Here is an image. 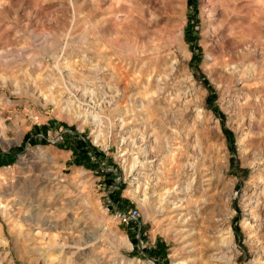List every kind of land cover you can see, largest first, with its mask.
<instances>
[{"label": "rangeland", "instance_id": "obj_1", "mask_svg": "<svg viewBox=\"0 0 264 264\" xmlns=\"http://www.w3.org/2000/svg\"><path fill=\"white\" fill-rule=\"evenodd\" d=\"M1 152L0 264H264V0H0Z\"/></svg>", "mask_w": 264, "mask_h": 264}, {"label": "bare ground", "instance_id": "obj_2", "mask_svg": "<svg viewBox=\"0 0 264 264\" xmlns=\"http://www.w3.org/2000/svg\"><path fill=\"white\" fill-rule=\"evenodd\" d=\"M47 99H49V95H47ZM55 100H57V98H54ZM144 148V146L141 147V149ZM147 148V147H146ZM41 149V148H40ZM36 153H34L33 155H31L30 157H22L20 160V165H22V169L23 170H27L28 175L27 177H29V179L32 180H41V181H45L47 184L46 185H54L55 181L57 180L58 176L57 174L54 173V171L50 170V168L48 167V165H45L46 161H49L50 158H48L45 154L46 151L40 150ZM145 149V148H144ZM146 150V149H145ZM141 154V153H140ZM143 155V154H142ZM151 157V156H150ZM152 158V157H151ZM149 159L148 155H143V160L140 162L139 165V170H143V169H147L149 167V165L153 166L154 165V160L153 159ZM148 171V170H147ZM185 172V171H184ZM155 174V173H154ZM151 178V177H150ZM206 181V180H205ZM43 183V182H42ZM174 183V182H173ZM57 184V182H56ZM174 184H178V182H175ZM187 184V183H186ZM189 185V184H188ZM203 185V184H202ZM163 186V185H162ZM174 186V185H173ZM173 186H167L165 185V187L163 188V191H161L160 193H158L156 196V202H157V206H156V211L159 215H162L166 212L171 213L170 215L175 217V216H183L184 215V221H188L189 219L186 218V215L183 214L182 212H184L185 210H188V214H193V208L191 206L193 198L191 197V192L192 189H190V186H187L181 182H179L178 184V188H174ZM177 186V185H176ZM59 187V186H58ZM138 187H140V185H138ZM160 187V186H159ZM159 189V188H158ZM204 189V188H203ZM215 189V188H214ZM202 191V190H201ZM204 191V190H203ZM210 193V192H208ZM207 193V195H208ZM63 193H61V191H59L56 189L53 196L55 195V198H60L61 196L64 197V195H62ZM200 194V193H199ZM197 195V194H196ZM155 196V197H156ZM195 197V196H194ZM204 197V196H203ZM54 198V197H52ZM75 201V200H74ZM73 200H70V203L74 204ZM201 204V203H200ZM196 205V204H195ZM185 207V208H184ZM183 209V210H182ZM198 210V209H197ZM203 214V213H202ZM57 216V215H56ZM191 216H196L195 214L191 215ZM197 217V216H196ZM176 218V217H175ZM54 222H50V221H46L44 222V226L46 225L47 228H52L55 225H53ZM57 224V223H56ZM76 224H75V229H76ZM195 230V229H194ZM81 231V230H80ZM191 231V230H190ZM200 231H203V227H200ZM83 232V231H82ZM85 232V231H84ZM90 232V231H89ZM88 232V233H89ZM87 233V234H88ZM201 235V234H200ZM226 235V234H225ZM88 237L90 236L87 235ZM198 234L195 235V238H198ZM203 237V236H202ZM201 239V237H200ZM94 240V239H93ZM213 240V239H212ZM223 240V239H222ZM226 240V239H225ZM232 240V239H231ZM230 240V241H231ZM225 242V241H224ZM223 242V243H224ZM211 243V242H209ZM218 243V242H217ZM221 244V243H220ZM83 245V244H82ZM202 248H203V243L201 244ZM217 250L219 249H223L224 247H222L221 245H217ZM206 247V246H205ZM234 247V246H233ZM98 248V247H97ZM225 248H227V250L230 251V249H232L231 244L229 245L228 243L226 244ZM75 254H82L84 253V250H82L81 245L78 244L77 246H75ZM215 249V248H214ZM201 251V250H200ZM215 251V250H214ZM223 251V250H222ZM225 251V250H224ZM219 254H213L212 260H216L218 259ZM231 257V256H230ZM81 258V257H80ZM229 259V258H228ZM92 260V259H91ZM211 260V261H212ZM228 261V260H227ZM218 262V261H217ZM188 262L186 261H179L176 262L175 264H187ZM85 264H97L94 260L85 262ZM213 264V262H212ZM215 264V263H214Z\"/></svg>", "mask_w": 264, "mask_h": 264}, {"label": "trees", "instance_id": "obj_3", "mask_svg": "<svg viewBox=\"0 0 264 264\" xmlns=\"http://www.w3.org/2000/svg\"><path fill=\"white\" fill-rule=\"evenodd\" d=\"M77 146L80 147V153H79V160L77 159V163H80V164H87L88 167H90L91 163H92V156H93V153L96 154V156L98 155L99 153V150L92 146L90 143H86V142H83V141H79L77 143ZM21 151L23 149H20ZM1 154H3L2 152L0 153V156ZM14 160V157H12L9 161H6V160H0V166L2 164H7V163H11V161ZM166 247L163 245V244H159L158 247L156 248H152V249H149L148 250V253H149V256H166Z\"/></svg>", "mask_w": 264, "mask_h": 264}, {"label": "built area", "instance_id": "obj_4", "mask_svg": "<svg viewBox=\"0 0 264 264\" xmlns=\"http://www.w3.org/2000/svg\"><path fill=\"white\" fill-rule=\"evenodd\" d=\"M140 215L139 211L137 209H133L131 212V217H138Z\"/></svg>", "mask_w": 264, "mask_h": 264}]
</instances>
